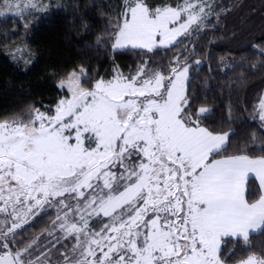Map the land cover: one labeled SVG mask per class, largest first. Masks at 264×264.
Segmentation results:
<instances>
[{"label":"snow or ice","instance_id":"1","mask_svg":"<svg viewBox=\"0 0 264 264\" xmlns=\"http://www.w3.org/2000/svg\"><path fill=\"white\" fill-rule=\"evenodd\" d=\"M208 15L206 0H123L113 51L153 53ZM253 47L264 60V42ZM150 59L90 86L80 66L59 81L68 94L54 112L0 121V264H54L48 253L30 259L39 238L13 247L16 230L49 207L48 234H61L52 247L71 241L56 264H229L226 238L250 248L251 233H264V149L228 154L230 134L202 126L209 109L193 111L186 94L190 57L167 70ZM259 108L264 121V100ZM239 264H264V253Z\"/></svg>","mask_w":264,"mask_h":264},{"label":"trees","instance_id":"2","mask_svg":"<svg viewBox=\"0 0 264 264\" xmlns=\"http://www.w3.org/2000/svg\"><path fill=\"white\" fill-rule=\"evenodd\" d=\"M44 10L12 20L0 17V121L25 118L32 108L53 111L65 96L58 87L68 73L83 66L84 79L94 83L111 79L114 68L124 74L149 60L150 67L167 70L176 58L190 57L187 95L193 111L206 106L202 126L227 132L228 154L241 150L259 156L264 149V121L260 102L264 93V60L253 45L264 42V0H206L210 15L204 26L193 28L166 49L113 51L111 34L123 0H41ZM180 0H148L154 6L175 5ZM20 19V20H17ZM14 21V22H12ZM196 60L201 63L197 65ZM255 137V140L253 138ZM258 187V185H254ZM50 216L39 215L20 229L13 243L24 247L38 236L30 259L48 253L54 264L58 251L70 241L49 242L45 231ZM250 248L241 240L226 238L222 245L229 264L246 259L249 252L264 253V233L250 235Z\"/></svg>","mask_w":264,"mask_h":264},{"label":"rangeland","instance_id":"3","mask_svg":"<svg viewBox=\"0 0 264 264\" xmlns=\"http://www.w3.org/2000/svg\"><path fill=\"white\" fill-rule=\"evenodd\" d=\"M41 0H7V3L8 4H10V5H12V8L11 9H5L4 8V4H5V0H0V12H3V13H6V14H4V15H0V17H7V18H11L12 20H16V18L17 17H20V16H23V15H21L20 14V10H18L16 7H15V5H23V4H31V3H35L36 5H42L41 4V2H40ZM176 5V4H175ZM43 6H46V5H43ZM173 6H174V4H173ZM46 7H42L41 9L42 10H44ZM23 11H24V15L26 14V13H28V12H36L37 10L35 9V8H26V9H23ZM12 13H15V15H13ZM17 20H20V19H17ZM12 22H14V21H12ZM195 26H193V28H194ZM180 37L181 36H179V37H177L176 38V41L172 44V45H169L168 47H166V48H169V47H171V46H173V45H175L177 42H178V40L180 39ZM166 48H157V49H166ZM112 50H113V48H112ZM137 50H142V49H137ZM135 72H133V73H130V74H134ZM125 75H129V74H125ZM189 75H190V73H189ZM82 79H84V77L82 78ZM61 89V88H60ZM61 91H63L64 93H65V95H67L68 93H67V89L65 88V89H61ZM186 93H187V84H186ZM262 100H264V93H263V96H262ZM261 100V101H262ZM55 109V108H54ZM53 112H54V110H53ZM40 215H48V216H50V219L48 220V229H47V231H45V233H46V237L48 236L49 238V242H52V241H55L56 239H57V236H60L61 234L59 233V232H57V231H54V233H53V235H49L48 234V230L49 229H52V225H53V222L55 221V219H56V216H57V208H55V207H49L48 208V210L46 211V212H43V213H41ZM93 223L95 222L94 220L92 221ZM30 223V222H29ZM37 238H38V236H37ZM36 239V238H35ZM61 241H63V239H61ZM69 244H71V241L69 242ZM18 245V242H16V243H13V247H18L17 246ZM19 248H22V247H19ZM60 252L61 251H58L57 253H56V256L58 257V258H60ZM236 264H239V262L238 263H236Z\"/></svg>","mask_w":264,"mask_h":264},{"label":"crops","instance_id":"4","mask_svg":"<svg viewBox=\"0 0 264 264\" xmlns=\"http://www.w3.org/2000/svg\"><path fill=\"white\" fill-rule=\"evenodd\" d=\"M260 230H257L256 232H254V233H257V232H259ZM254 233H251V234H254Z\"/></svg>","mask_w":264,"mask_h":264}]
</instances>
